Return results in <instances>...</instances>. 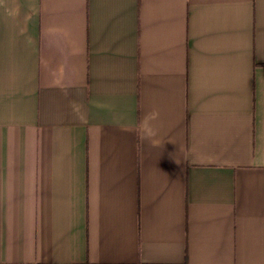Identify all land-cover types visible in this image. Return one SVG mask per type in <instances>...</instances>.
Instances as JSON below:
<instances>
[{
    "label": "crops",
    "instance_id": "0c3cea01",
    "mask_svg": "<svg viewBox=\"0 0 264 264\" xmlns=\"http://www.w3.org/2000/svg\"><path fill=\"white\" fill-rule=\"evenodd\" d=\"M0 264H264V0H0Z\"/></svg>",
    "mask_w": 264,
    "mask_h": 264
},
{
    "label": "clouds",
    "instance_id": "9594fccd",
    "mask_svg": "<svg viewBox=\"0 0 264 264\" xmlns=\"http://www.w3.org/2000/svg\"><path fill=\"white\" fill-rule=\"evenodd\" d=\"M158 118L159 113L157 111L145 114L136 129L139 133L140 139L147 140L151 143L156 142L154 138L158 135V129L155 127L154 122L158 120Z\"/></svg>",
    "mask_w": 264,
    "mask_h": 264
}]
</instances>
